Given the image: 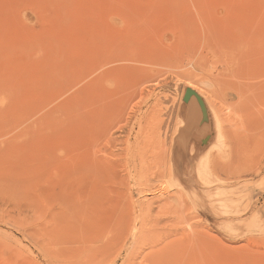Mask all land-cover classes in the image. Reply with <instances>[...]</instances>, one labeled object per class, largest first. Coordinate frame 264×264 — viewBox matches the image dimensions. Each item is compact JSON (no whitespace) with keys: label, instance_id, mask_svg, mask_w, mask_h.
<instances>
[{"label":"rangeland","instance_id":"obj_1","mask_svg":"<svg viewBox=\"0 0 264 264\" xmlns=\"http://www.w3.org/2000/svg\"><path fill=\"white\" fill-rule=\"evenodd\" d=\"M260 24L264 0H0V264H84L121 230L96 264H264ZM191 85L228 139L184 187Z\"/></svg>","mask_w":264,"mask_h":264},{"label":"bare ground","instance_id":"obj_2","mask_svg":"<svg viewBox=\"0 0 264 264\" xmlns=\"http://www.w3.org/2000/svg\"><path fill=\"white\" fill-rule=\"evenodd\" d=\"M228 18V17H227ZM230 18V17H229ZM207 19V18H206ZM231 20V19H230ZM233 25V24H232ZM232 25H230V27L232 26ZM235 30H236V28H235ZM232 32H234V31H232ZM231 32V35L233 34ZM252 32H255V34H254V36L253 37H251V38H255L254 40V43H256L257 45H258V48H259V50L260 51H258V53H256V54H254L253 56H251L249 59H248V61H246V55H244L245 56V59H244V57H243V59H244V61H245V63H243L242 62V60H241V62H239V58H237V61H238V63L240 64H242L243 66L244 65H250V64H255V65H258L257 66V68H262V70H264V24H260V25H258L257 26V29L256 28H254V30L252 29ZM245 33H247L246 31H245ZM253 34V33H252ZM223 35V34H222ZM241 36V35H240ZM225 38V37H224ZM246 38H248V35H247V37ZM217 39H219V38H217ZM217 39H215V40H217ZM242 39V38H241ZM228 40V39H227ZM226 40V41H227ZM230 40V39H229ZM237 40V39H236ZM239 40V39H238ZM246 40V39H245ZM245 40H243V41H245ZM220 41H221V39H220ZM220 41L218 40V41H216L217 43L219 42L220 43ZM224 41L225 43H228L229 44V42L227 41ZM232 41V40H231ZM224 42L222 43V44H224ZM252 41H250V43H251ZM236 43V42H235ZM245 43V42H244ZM239 44H240V42H239ZM227 44H225V46H226ZM223 46V45H222ZM241 59V58H240ZM229 61H231V60H229ZM235 61H236V59H235ZM220 63H222V61L220 62ZM224 63V62H223ZM222 63V64H223ZM237 63V62H236ZM237 63V64H238ZM226 64V63H225ZM228 64H230V63H228ZM236 64V66H240V65H237ZM231 65V64H230ZM230 65H228V66H230ZM225 66H227V64L225 65ZM236 66H234V67H236ZM254 66V65H253ZM231 67V66H230ZM251 67V66H250ZM255 67V66H254ZM249 68V67H248ZM228 70V69H227ZM227 70H226V75H227ZM234 70V69H233ZM236 70V69H235ZM234 70V71H235ZM248 70V69H247ZM231 71H232V68H231ZM262 73V72H261ZM263 74V73H262ZM231 75V74H230ZM222 76V75H221ZM229 77V76H228ZM230 78H231V76H230ZM224 79V78H223ZM223 79H221V80H223ZM218 80H220L219 78H218ZM262 80H264L263 78H262ZM220 83H222L221 81L219 82V84H218V86L220 85ZM264 84V83H263ZM187 87H190L191 89H193V90H195V91H200V92H198L200 95H202L203 97H204V99H205V101H206V103H207V105H208V110H209V116H210V125L209 126H206V127H204L202 130H196L194 133H193V136H192V138L190 139V141H189V143L187 144V143H185L184 142V140H183V137L182 136H177L176 134H172L171 135V138H170V143L168 144L169 145V148H168V150H167V156H166V160L167 161H172V150L171 149H173L172 148V146L176 149V141H178V142H181L182 143V141H183V147L187 144V146H189V148H190V150L189 151H191V157L192 158H194V157H196L200 152H202L204 149H207L206 150V154H207V156L209 155V156H211L212 158H209V159H211V160H206V161H208L209 162V164H214V166L215 165H218V164H222L221 163V161H222V159H220V157H219V154H217V153H215V154H212L213 152H215L216 150H213V147H214V145L211 143L212 141H211V139H212V137L214 136H216L217 137V140H218V136H221L222 135V138H225L226 140L228 139V135H227V133H226V131H225V129H224V126H223V123H222V120L220 119V117H219V115L217 114V111H216V108L214 107V105H213V103L211 102V100L207 97V96H205V95H203L202 94V92H201V90H199V89H197V88H195L194 86H187ZM184 93V92H183ZM182 95V94H181ZM241 97V96H240ZM242 98H243V96H242ZM180 101L182 102V100H181V96H180ZM180 101H179V103H180ZM178 108V107H177ZM180 110V109H179ZM179 115H180V113H178ZM186 114H187V107L186 106H181V115L182 116H180V118H181V123H183V124H185L184 123V119H185V117H186ZM179 115H178V117H179ZM176 120V119H175ZM172 121V120H171ZM180 122V121H179ZM178 122V123H179ZM179 125H180V127H182L181 126V124L179 123L177 126H178V128H180L179 127ZM172 126V125H171ZM181 129V128H180ZM180 129H179V132H180ZM177 134H178V131L176 132ZM210 133H212L213 135H212V137H210V139H209V143L211 144V145H207L205 148H201L200 147V142H201V140L203 139V138H205L206 136H208V135H210ZM173 135H174V137H175V135H176V137L175 138H173ZM215 137V138H216ZM226 140H224L225 142V144H226ZM196 141V142H195ZM218 141H221V140H218ZM177 142V143H178ZM222 142H223V140H222ZM218 142H216V144H217ZM175 144V145H174ZM214 144H215V142H214ZM215 144V145H216ZM220 144V143H219ZM181 144H179V146H180ZM213 145V146H212ZM221 145H222V143H221ZM186 146V147H187ZM209 146V147H208ZM224 146V145H223ZM217 148H218V144H217V146H216ZM221 148V147H220ZM219 150H217V152H218ZM183 154V153H182ZM189 154H190V152H189ZM178 155H179V153H178ZM184 155V154H183ZM179 156H182V155H179ZM185 156V155H184ZM204 157H206V156H204ZM182 159V158H181ZM180 159V160H181ZM203 160V159H202ZM170 161V162H171ZM205 161V160H204ZM182 162V164H183V161H181ZM203 162V161H202ZM169 164H171V163H169ZM172 164H173V162H172ZM171 166H169V168H170ZM184 170V169H183ZM197 173V172H196ZM178 174L179 175H177V173H176V171L174 172V179L175 180H178V179H176L175 178V175H176V177H182V176H188V172H181V173H179L178 172ZM169 176H172V169H171V171H169ZM178 181H183L184 182V180H178ZM194 183V182H193ZM197 184V183H196ZM203 186H202V184H197V185H195L194 186V192H200V193H202L203 192ZM221 187L220 186H218V188L217 189H220ZM213 219H218V217H216V218H213ZM120 223H122V222H120ZM113 225H115V224H113ZM120 225V224H119ZM120 226H122V225H120ZM114 227V226H113ZM118 229V228H117ZM116 229V230H117ZM132 231V230H131ZM130 230H128L127 232H129V236H128V238H130V236H133L134 235V233H133V231L131 232ZM111 232V231H110ZM109 232V233H110ZM111 235V234H110ZM103 240H104V238H103ZM102 240V241H103ZM120 241V243L122 242V230L121 231H119V233H116V236L114 237V236H112V237H108V239L106 240V241H104V243L103 244H100L99 246L97 245L96 247H97V250L96 251H93V252H90V253H82L81 255H80V261H83V263L84 264H96L97 262H98V260H97V258H96V254L97 255H101V256H103V255H105V254H107V252L112 248V246L115 244V241ZM140 241V240H139ZM118 247H119V245H118ZM92 249V248H91ZM95 249V248H94ZM135 253V252H134ZM136 254V253H135ZM135 254H132L133 256L131 257V259H133L134 257H136V255Z\"/></svg>","mask_w":264,"mask_h":264},{"label":"water","instance_id":"obj_3","mask_svg":"<svg viewBox=\"0 0 264 264\" xmlns=\"http://www.w3.org/2000/svg\"><path fill=\"white\" fill-rule=\"evenodd\" d=\"M181 106L187 107V114L184 119L185 126L180 129V134L178 135L182 136L184 142L188 144L193 136V133L196 130H202L204 127L210 125L209 110L204 97H202L197 91L191 89L190 87H185L184 89ZM180 116H182L181 113ZM212 135L213 134L210 133V135L206 136L201 140L200 142L201 148H205L208 144L211 145L208 141L210 137H212ZM213 140H214V136L212 137L211 141ZM177 142L178 141H176V149L173 147V151H172V161L174 164V170L186 169V172H188V176L185 177L182 176L181 178L180 177L178 178L175 175V178L178 180H197L196 179L197 168L200 165L202 158L207 153L205 151L206 149H204L203 152H200L196 157L192 158L188 153L187 144L183 147L182 146L183 141L182 143L181 142L177 143ZM179 144L181 145L179 146ZM178 153L179 155L182 156H179ZM181 161H183V164ZM181 182L183 183V181ZM182 185L185 187L184 183ZM187 192L189 194H192L189 191Z\"/></svg>","mask_w":264,"mask_h":264}]
</instances>
